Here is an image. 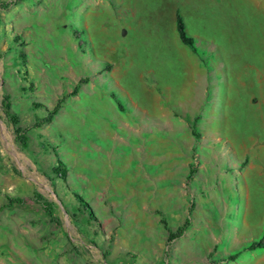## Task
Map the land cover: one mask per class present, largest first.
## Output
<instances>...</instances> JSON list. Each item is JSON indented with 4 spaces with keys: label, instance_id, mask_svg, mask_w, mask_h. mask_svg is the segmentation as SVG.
Returning <instances> with one entry per match:
<instances>
[{
    "label": "rangeland",
    "instance_id": "374dc122",
    "mask_svg": "<svg viewBox=\"0 0 264 264\" xmlns=\"http://www.w3.org/2000/svg\"><path fill=\"white\" fill-rule=\"evenodd\" d=\"M3 1L0 264H264V0Z\"/></svg>",
    "mask_w": 264,
    "mask_h": 264
},
{
    "label": "trees",
    "instance_id": "16d2710c",
    "mask_svg": "<svg viewBox=\"0 0 264 264\" xmlns=\"http://www.w3.org/2000/svg\"><path fill=\"white\" fill-rule=\"evenodd\" d=\"M6 7H7V2L3 1V0H0V8L1 9H5ZM176 27H177V31H178L180 39L184 43L190 45L191 41L185 35V25H184V22H183V18L180 16L179 13L176 14ZM4 99L6 100V102L3 105L4 113L9 117L10 121L15 125L18 122V118H17V116L12 115L10 113V110H9L10 103L7 101L8 97L5 96ZM57 109H58V106L56 105L52 109V111H50L45 117L38 119V121L35 123V126L38 127V126L42 125L44 122L49 121L52 118L53 114H55L57 112ZM15 135H16V138H17V140L19 142H21L22 144L26 143L27 137L25 136V133L22 130H20V128H18V127L15 128ZM53 170L61 178H63L65 173H66V167H65L64 163L62 161H60V160H58V164ZM78 198L80 200H82L81 196H78ZM10 201H14V202L19 203V204L21 203V199H17V198L13 199V200L10 199ZM182 231L183 230L178 229L177 231L174 232V234L173 233H169L168 240H171L173 238H176V237L180 236ZM263 239H264V235H263Z\"/></svg>",
    "mask_w": 264,
    "mask_h": 264
}]
</instances>
